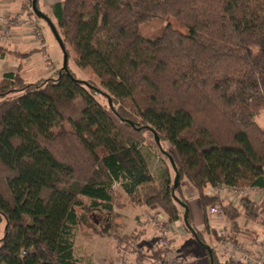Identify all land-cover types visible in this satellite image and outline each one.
<instances>
[{"label": "trees", "instance_id": "1", "mask_svg": "<svg viewBox=\"0 0 264 264\" xmlns=\"http://www.w3.org/2000/svg\"><path fill=\"white\" fill-rule=\"evenodd\" d=\"M51 12L69 60L95 80L68 67L35 83L15 73L0 82V264H94L77 256L86 218L76 209L85 199L112 212L116 184L192 235L187 209L200 245L191 205L176 195L184 181L217 241L208 214L216 204L232 232L243 215L264 228V201L235 205L205 193L264 190V0H62ZM155 19L167 25L148 38L143 29ZM146 132L172 149L162 145L180 177L179 202L175 182L150 186ZM210 248L209 264H233Z\"/></svg>", "mask_w": 264, "mask_h": 264}, {"label": "rangeland", "instance_id": "2", "mask_svg": "<svg viewBox=\"0 0 264 264\" xmlns=\"http://www.w3.org/2000/svg\"><path fill=\"white\" fill-rule=\"evenodd\" d=\"M60 1L62 0H39L38 5L39 10L44 13L52 21V23L56 25V27L57 24L52 17L50 5ZM37 23L42 30L45 40V46L48 53V58L46 60H49L48 62L53 65V68H49L47 62L44 64L46 78L56 77L64 65V52L48 22L44 19H38ZM171 23L173 27L179 29L182 33H187V30L179 24H176L174 20L171 21ZM166 25L167 22L165 20L155 19L145 26L143 33L148 38H154L162 32ZM59 33L61 35V32ZM69 67L79 79L84 81L95 80L94 75L90 72H83L76 66L73 54H70ZM28 80L34 81L36 79L32 76H28ZM98 100L106 103L102 97L98 98ZM257 122L261 127H264V110L258 117ZM144 135L145 142L141 148V152L145 156L149 172L154 179L150 186L163 189L167 185H173L176 176L169 159L161 153L151 132H146ZM162 145L166 151H172L170 146L165 142H163ZM187 185L189 184L184 181L181 185V190H176V195L181 199L187 200L188 202L190 201L195 215L198 216L196 211L198 209L197 202L191 201V198L198 196V194L194 191V194H196L194 195ZM114 191L115 194L112 212L103 208L93 210L90 207L88 200L85 199L86 208L76 209L79 216L86 218L85 223L76 238L78 258L86 260L90 259L93 262L97 260L100 264L110 263V261L114 259H117L116 264H122V262L126 260H128L129 264H134L136 259V262L141 260L145 263H150L151 258H159L160 256L155 252V244L160 237L158 236L155 241L151 239L152 236L147 237L148 239L141 237L143 234L141 221L144 217L142 206H139L138 203L132 202L123 193L120 185L116 184L114 186ZM200 214L202 215L201 211ZM245 218L246 216L243 215L240 219L241 227L245 226V224H247V227L248 225L251 227L257 225L254 224V222H251V220L250 222H245ZM147 220L151 223L149 217H147ZM228 225L231 227L232 231V225L230 223ZM200 229L204 233L203 239L206 242L205 245L217 249V238L206 230L205 225ZM244 230L246 229L243 228L242 232L237 233L233 230V240H236L239 244H243L246 249L250 247L249 252L251 255H254L259 249L258 244H254V240L252 241V239L255 238L254 235L244 233ZM247 231L250 232L252 230L249 229ZM260 231H262V235L264 228H260ZM0 236H2V231L0 232ZM122 236H125V238L121 239ZM243 236L245 237L244 239L249 240V243L241 239ZM195 239L196 238H194L191 234L186 232L185 236L176 243V247L179 249V255L182 258L181 264H209L208 258L206 257L207 252ZM145 242H150L148 250H146L147 245H143ZM219 247L222 250L220 244ZM246 249L244 251H246ZM219 253L221 254V257H223L221 251ZM145 259H149V261H145ZM166 264H170V262H167Z\"/></svg>", "mask_w": 264, "mask_h": 264}, {"label": "built area", "instance_id": "3", "mask_svg": "<svg viewBox=\"0 0 264 264\" xmlns=\"http://www.w3.org/2000/svg\"><path fill=\"white\" fill-rule=\"evenodd\" d=\"M32 2L33 0H23V7L17 13L9 9H0V44L12 38L14 28L24 26L33 31L36 40L40 44V48H44V36L37 23L38 19L33 13ZM47 63L49 68H53L50 62ZM208 196L231 204H237L243 198L262 202L264 201V190L253 187L235 188L221 185L211 187V192ZM208 214L211 227L216 230L220 238L219 244L222 247L221 253L223 260L233 264H264V232L258 240V251L254 255H251L249 252L250 247L246 249L243 244H239L236 240H233L231 227L224 219L220 204L209 208ZM149 220L160 235V238L155 244V252L160 257L151 258L150 264H166L167 262H170V264H181L182 258L179 255V249L174 247L168 237V221L165 215L161 212H156L149 217ZM245 249L246 251H244ZM122 264H129V262L126 260Z\"/></svg>", "mask_w": 264, "mask_h": 264}, {"label": "crops", "instance_id": "4", "mask_svg": "<svg viewBox=\"0 0 264 264\" xmlns=\"http://www.w3.org/2000/svg\"><path fill=\"white\" fill-rule=\"evenodd\" d=\"M53 4H55V3H53ZM53 4L50 5V8L52 7ZM38 5H39V0H38ZM22 7H23V0H0V9H9L12 12L17 13L21 10ZM0 47L7 51V53L4 57H0V82L3 80V78L6 74H10V73L20 74L22 76V78L29 83H35V82H38L41 80H47L48 79V78H46V71L44 69V64L47 62L46 56L48 55L47 49L45 46V40H44V48L41 49L40 44L36 40L35 35L31 29H28L24 26L14 28L12 38L10 40L0 44ZM45 54H46V56H45ZM28 76H32L36 80L30 81V80H28ZM187 187L194 194V190L192 189V187H190L189 185H187ZM210 192H211V187L207 188L205 190L206 195L210 194ZM194 195H196V194H194ZM191 199H192L191 201L197 202L198 209L196 211H197L198 216L195 215L193 208L192 207L191 208H192L194 226L197 227V229L200 231L201 230L200 228L204 227L203 211H202L198 196L193 197ZM189 203H190V201H189ZM142 211L144 213V217L141 221V223H142L141 226L143 227V229H142L143 234L141 235V237L142 238L144 237V239H146L147 237L152 236L151 239L153 241H155L157 239V237L160 235L154 229L153 225H151V223L147 220V217H151V215L154 214L155 212H153V211H151L145 207H142ZM200 211H201L202 215L200 214ZM209 220H210V217H209ZM245 222H247V221H245ZM254 224H257V223H254ZM167 227H168V231H169L168 237H169L170 241H172V244L174 245V247H176V243L182 237L185 236V233L187 232V230L185 229L183 223L180 221L172 223V224L167 222ZM243 228L246 229V230H244V233H249L251 235H254L255 238L252 239V241L254 240L253 241L254 244L255 243L258 244L259 238L263 235V234L261 235L262 231H260V228H263V226L257 224L254 227H251L249 225L247 227V224H245V226L241 227L240 232H242ZM249 229L252 231H250V232L247 231ZM200 232L203 233L202 230ZM145 235H147V236H145ZM244 238L245 237L243 236L241 239H243L244 241L249 243V240H246ZM149 243L145 242L143 244V245H145V244L147 245L146 250H148ZM216 243H217L216 244L217 249L216 248H214V249L217 252L219 258L222 261H225L222 259L221 254L219 253L221 251V249L219 247V242L216 241ZM176 248H178V247H176ZM116 260L117 259L111 260L110 263L109 262L108 263L109 264H116ZM146 260L149 261V259H145V261ZM136 261H137V259H136ZM135 262H134V264H150L149 262L145 263L141 260L136 262V263ZM108 263H104V264H108ZM94 264H100V263L96 260V261H94Z\"/></svg>", "mask_w": 264, "mask_h": 264}, {"label": "water", "instance_id": "5", "mask_svg": "<svg viewBox=\"0 0 264 264\" xmlns=\"http://www.w3.org/2000/svg\"><path fill=\"white\" fill-rule=\"evenodd\" d=\"M32 7H33V12L37 16V18L46 20L48 22V24L50 25L52 31L56 35L57 40L59 41V44H60V46H61V48H62V50L64 52V65H63V70L67 71L68 70V67H69V55H68V53L66 51V47L64 45V42H63L62 38L60 37V35H59V33H58L55 25L52 23V21L44 13H42L39 10V8H38V0H33ZM153 135H154L155 142L158 145L159 149L169 159V161H170V163L172 165L173 170L176 172L177 171V168H176V165L174 163V160H173L172 155H170L168 152H166V151L163 150V147H162V145L160 143V139H159L158 135L155 132H153ZM179 180H180V177H179L178 174H176L175 181H174L175 182L174 183V190H173V196L175 198H176V196H175V193L174 192H175V190L177 189V187L179 185ZM176 200L179 202V200L177 198H176ZM181 205L184 206V204H181ZM183 220H184L185 224L187 225V227H189V229L191 230L192 235H194L195 238L197 239L196 232L192 228H190V226H189V223H188V210L187 209H186V212H185V214L183 216ZM201 245L203 246L204 249H206L208 251L209 256L212 259V250H211V248L209 246H207V245L202 244V243H201ZM212 263H213V261L211 260V264Z\"/></svg>", "mask_w": 264, "mask_h": 264}]
</instances>
